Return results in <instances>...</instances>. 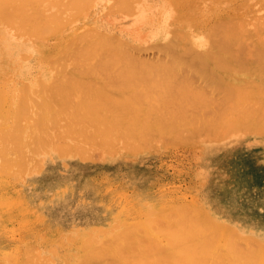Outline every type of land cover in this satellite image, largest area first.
<instances>
[{
	"label": "rangeland",
	"instance_id": "374dc122",
	"mask_svg": "<svg viewBox=\"0 0 264 264\" xmlns=\"http://www.w3.org/2000/svg\"><path fill=\"white\" fill-rule=\"evenodd\" d=\"M12 1L14 2V0H12ZM15 1L18 4L20 2V0L19 1L15 0ZM28 1L29 0H26L28 5L33 7V3H35V0H33L34 2L31 0L33 3L31 1H29V2ZM36 1L38 2V3H36L38 5V7L35 4L36 8L34 7L33 12L37 8L38 9L40 8L41 14L37 13L38 11L33 13L31 11L32 7L30 8L28 6L30 8V11H29L28 7L25 8V4L27 5L25 0H23L21 2L22 4L25 2V4L23 5L24 8L26 9L25 11L34 15V16L31 15L32 18L31 17L28 18L29 15H27V13L25 12V14L27 15L26 18H28L30 21L34 20V17L37 16V14H39V15L43 14L42 15V20H43L44 18L47 17L46 15L51 14V12L53 11L54 8L56 9V7H53V6L50 7V9H49V6H51L52 4L48 3L49 5L47 4V6H48L47 9H49V10L52 9V11L50 13L48 12V14H46L45 15L46 17H45L43 12L45 11V13H47L48 10L46 11V10H42V9L46 6L45 5L46 3L44 4V2H43L42 3V4H44V6H43L42 4L41 5L39 4V2L41 3L40 0L39 1L36 0ZM44 1H46V0H44ZM81 1L83 2V0H77L78 7H79V4H83L84 2H86L84 0V2L81 3ZM121 1L123 2V0H121ZM129 1H128V4H129ZM132 1H134V0H132ZM138 1L140 2V0H138ZM143 1H145L144 3L147 4L146 6L149 9V11L152 9V12H153V13L151 11L149 12L151 14L148 16L150 18H149V21L147 23V24L150 23L149 25L151 27L148 28V25H147V27L146 26L142 27L141 29H143V31L141 29L138 30L139 28H137L138 31H142V32L145 31L146 36H144V33H142V32L139 33L137 30H135L136 27L134 25H132V26H134L135 29H134V27H131L132 29H130V25L133 24V18L129 17L131 20L129 18L127 19L125 17V16H127V14H125L123 11H121V12H123L125 15L123 13H118V12L117 13L116 12H113V13L109 12V11H113V6L116 4L115 0H96L93 5H91V3L89 4L91 6L87 5L88 8L85 6L86 8L84 7L83 9H81L82 14L78 9H74L76 7V6H74L75 5L74 2H71V0L68 2V0H67L66 2H68L69 3L68 4V3L63 1V3H66L64 5H67V6L72 3L70 6L71 7L74 6V7H72V10H69V11L71 13L74 9L73 12L75 14L70 16L69 11L65 10V12H64L63 8H62L63 5L61 7L59 6L60 8H58V11H56V12L62 15V13H60L61 12L60 9L62 8V12H64L65 14L68 13V15L70 17H72L73 19L67 18L66 23H68V24L64 25L66 23L63 22L61 30H60V28L58 30L55 29L58 32H56V33L54 32V34L52 33L51 35L49 34L50 37L49 36L47 37L48 40L46 39V36L44 35L45 41H42L44 39H41V31L43 29L40 25L43 22L40 23V20L36 21V23H39L40 27L38 25H35L36 23H34V22H30L29 25L27 22H26L27 24L25 22H23V24L21 23V20L27 21L24 18L25 16L23 15V13H24L23 9H22L23 6L21 8H17L16 12H14L12 10L13 13H10L9 17L14 16L18 11H19L18 13L20 14V11H21L22 13L20 14V16L18 15V13L16 14L19 16V17L17 16V18L19 19V18L23 17L24 19L21 18L20 20L17 21V18H14V19L9 18V20L13 19L16 26H17L16 21L19 22V24H21L23 26V28L25 29V31H23L24 33H22L21 31L20 32L23 34V36H24V34L27 36L26 32H28V35L30 37V38L28 37V39H30V40L33 39V37H32L33 35L32 36H30V35L33 32L35 33L36 29L38 31L39 30L38 27L41 28L42 30L40 31L39 34L36 32V34L40 36V38H39L40 40L38 39V37L37 38L35 37L33 39L34 41L31 40L32 42L31 41L26 42L27 38L23 39L25 36L23 38H20V36L22 37V34L17 32V31L23 29L22 26L20 27L21 29H18V30L16 29L17 31H15V33L17 32L20 34L18 36V39H17L15 37L17 35L14 36V34H10V32L12 33L11 30L13 28L10 27L11 30L9 31V26L6 25L8 20H6V22H5L6 24H5L4 21L1 20L3 18H0V23H1L0 27H1V25L3 26L2 29L0 30V42L2 41L3 38H5L4 40L7 43L6 44L7 46H6L3 43L4 40L1 42V44L3 43V45H1V46L3 47V49L5 48L3 51H2V47H0L1 48L0 49V73H1L0 74V95H2V93H3L4 95L2 96V100H4V101H2V102L3 103L7 102V104H4V106L2 104V108L4 109V111H3V113L0 112V119H2L0 124L6 123V121H10V120H11L10 122L12 124V125L9 124L10 122L9 123L7 122L8 125L4 124V125H6V127L8 126L9 130L11 128L12 132H10V131L8 132V130H7L8 128L4 127L3 125H0V127L3 126L4 130H6L5 132L0 131V133L4 132L3 133L4 135H5V133L7 134V132L9 134L12 133L10 135H8V134L7 135L10 137L13 136L11 138L15 139V141L18 140L19 138L21 139V137H19V136H18L19 138L16 137L17 134H16V136L13 135V132L15 131V129H18V128H16L17 126L14 124L17 122H20L21 125L24 126V129H23L24 131L20 130L22 132V135H21L22 136V142L24 140H25L24 143L26 142V146H23L21 144L22 142L20 143L19 140L16 141V143L18 142L19 144L22 145L23 150L19 149L21 147H18L14 143L15 144L14 148L18 147L19 150H21L22 152L24 151L25 156H23V157H25V159H22V157L19 158L20 155L22 154L21 151H19V150L15 151L14 150V153L16 152V155L14 153L10 154L11 158H13L12 160L16 159V158H14V155L17 156V153L19 151L21 154L18 153L19 157L17 156V158L21 159L20 161H22V160L23 161L17 163V165L15 162H14V164L11 163L12 166H10L9 169H7V170L0 168V262H2L4 264H6V263L8 264V263H10L9 261L11 260V264H21V262H23V261H24L23 263L26 264L27 262H29L27 258H29V260L31 259V261H32V259H33L32 257H34L36 260V264H77V263L79 264L80 261L83 259V256L85 255L84 257H86V255H87L86 251L87 250H90V248L92 249L93 247L96 246L95 247V251H96L98 249L97 247L99 246V244L97 245V242L101 243V241H103L104 239H106L105 241H107V238L112 236V234H114V233L117 234L118 230H119L118 233H120V231L122 232L124 229L128 228L129 229V230L127 229L128 233L130 234L131 237L133 236L132 237V239H133L132 245H133V243L139 244L137 242L138 239L136 240L137 237L134 235V233H131V231H133L131 229L132 225L134 226L137 223H138V227L136 225V228H138V229L142 228V229H140L141 230L140 233L142 234V232H143L144 235H141L140 233H138L136 231L138 229H136V230L134 229L136 235L146 237L148 234V236H151V239L149 238L151 241H154V239H156V237L159 236L158 239H156V240H158V244H159L158 246L160 247V250H162V247H161V245H162L163 248H166V249H164L165 253H168L172 249V245H170L171 248H169V246H168L172 242V241H170L171 238L169 237V234L168 235L166 234L168 232L167 229H166V231L164 230L166 232V233L164 232L165 234H162V231H163L162 228H160V230L162 229L161 233H160V230L158 229L159 233H160L159 235H158V233H155V231H158L156 226L159 224V223H157V225L154 224L155 221H157L156 219L158 217L155 215H159V217H161V220L165 221L164 222L165 225H164V223L162 225L166 226L168 223H172L171 220H172L174 215L172 214V216H170L171 217L170 220H168L167 218L165 219L166 214H165V217H163L164 215L162 216L160 214L161 210H159V209H162V212L167 213V211H170L172 208L175 215L178 216L181 212V211L179 212L178 209L181 206V208H183V209L185 207H186V209H189V208L192 209V207H193L194 213L192 210H189V211H192V214H195V215H196V213H200V211H201V214H197V215H199L198 217H200V218L198 221L193 223L194 224L193 227L195 225H197V226L199 225L200 227L201 226L203 227L202 229H205V226L208 224V220H211L210 222L215 224L214 227L221 230L220 234H219L220 237L219 238L217 237L216 243L215 242L213 243V241H214L213 239H212L213 241H211V239H210L211 237L210 238L206 237V239H204L205 237H203V236H205V235H203V234L205 232L204 233L198 232V233H201L200 235L202 236L200 240L204 239V241H206V242H207V240L208 241L210 240L213 243V245H212L211 242L210 243L207 242V244L209 243V246L211 244L212 248H211V246L210 247L207 246V248H206V251H207L208 247H209V249L210 248L212 249V250L211 249L208 250V251H210L211 256L214 255L215 252H216V254H218L220 252V253H222L220 255H224V254L227 255V256H223V258L227 259L229 257V259H231L233 262V260H235L238 257L237 253L243 252V250H242L243 245L244 246L246 245L244 247L245 248L244 250L247 252L249 251V253H250V252L254 251V249L250 251L248 249L250 246V245L248 246V243H250V244L252 243L251 246L253 247V246H255V243H256L255 242L253 245V241H258L256 243V246H257V244L259 245V243H263V246L261 244L259 245V246L263 247V248L260 247L261 251L262 250L263 251L261 252L260 249L255 247L256 252L254 251L253 254H257L258 252H260L259 255H257L258 256L257 258H259V259H257V258L255 259V261L257 262V263L255 262V264H263L262 261H264V260H263V258L260 260V258L264 257V255H263V252H264V118H262V117L260 118V122L257 124V127L254 125L256 128L253 126L248 127L249 122H247V120H245V119H240L239 117L237 118V116H236V119H239L237 121L236 119L230 118L228 120L229 122L231 120H235V122L236 121L237 122L235 124H233L232 126H230L229 127L230 129H227L226 126H229V125H225L227 123L229 124V122L227 121V123H225L223 126V129H225V130L227 129V130L225 132H220L219 134L222 133L220 136H218V134L217 135L213 134L212 129L211 130L209 129L208 132L204 131V130H208V129H204L203 130L204 132L201 130L203 132V134L199 130V131L195 132L194 135H191L193 133H191V134L188 133V135L185 134V136H183V139H179L177 141H173L175 139H173V140L168 139L167 140L166 138H165L166 140H163L162 139L163 137L160 138L162 140H159L157 138L156 139L149 138V140L147 139V141L150 142V139H151V142L152 141L153 142H152V146H151V143H149V142H148L149 144L146 143V145H149V147H150L147 149H146L147 146L144 145L145 143L142 144L141 142H139L140 145H144V146H140L142 148H140L138 144H137V146L132 147L131 145L133 144V142L131 143V141L128 140L127 141L128 144L126 145L125 144L126 142L122 141L124 139H121L122 143L125 142L122 144L123 145V147H122L119 136H117V137H119V138H117L119 140L118 141L119 143L115 142V138H114L116 135L115 131L112 132L114 135H112V137L111 136L110 137H111L112 144L113 145L115 144L116 146L114 145L112 147H109V146L107 147V145H105L107 143L104 144V141H105V138H104L102 144L105 145L106 147H104L101 144L102 147L99 145L100 147L95 148V147H97L96 145H98L96 143V141L94 142L95 139L92 140V144H93V142L96 144V145L94 144V146L91 144V141H90L91 139H93V137H94L93 136L91 139H88L90 141V144H88L89 147L92 145L89 148L88 145L84 144V143H85V141L86 142L88 141V140H86L88 138V134L90 132H91V134H93L92 130L96 127L93 128V125H91L92 127L89 128L90 125L87 126V124H89V123L92 124L93 122L90 121L91 119H87V118H86L87 121L85 119H84L85 122L81 121L82 126H84L85 125L84 123L88 122V120H89V122L86 123V125H85L87 127V129H85L86 128L85 127L84 128L85 132H83V134L81 135V136H85L84 133H86L87 138H84V137L82 138L79 136L78 129H80L81 126L78 127L77 124L81 125L80 122L78 121V117H79L78 114L79 113L82 114L81 112L84 110V107L82 105L83 104L82 98H81V96L84 95L83 93L90 91V90H93V89H97V88L101 89L102 91L104 90V91H107L110 93H114V92H116L118 86H123L124 87L123 90H125V91H131L132 90L129 88V86H131L130 83H126V81L120 80L121 75L117 74L119 72V70L117 71L115 69L114 71L110 70L109 72H104L105 70L101 71L100 68H97L94 66H87L90 63L89 60H88L89 63L87 62L88 64H86L84 66L82 65L81 66L82 68H81L79 65V62L84 60V58L80 59V60L78 59L81 57H78L77 59L79 61L78 60L74 61V63L75 62L76 63H75V66L73 65L74 64L73 60L76 59L75 55L77 54L76 56H79L78 54L80 53V51L83 50L85 52V50H88L85 47H87L88 43L89 44L93 43V40H95L93 37H95L98 40V38L100 36H102V34H104V36L106 35V36H108V38L109 37H111V38L113 37L114 39H115V37L117 39L119 38V40L120 41L123 40L122 42H124V43L126 40V44L129 42H132V44L131 43L130 44L133 45V47L130 46V49L127 47L130 44H128L127 46L122 42H121V44H124V46L128 50H131V48H133V50H134V48L139 46L140 49H138L139 47L136 48L137 50H140L139 53L136 52V49H135V51H133V50L130 51V53L131 52H132L131 54L137 53L136 55H138V56H135V57H138L139 60H142L141 57L143 58V56H144V58H146V60H148L147 58H149V60H150V58H152V57L153 58L158 57L157 53L159 52V50L157 52V50H156L157 46L162 47V46H160L161 44L163 45L164 43L166 44V42L167 43L169 42V39H168L166 32H169V30L172 31L175 28H177L175 30H177L178 33L182 32V30H181L182 27L179 28L181 31L178 30L177 26L173 27L174 26L173 24H175L174 22H176V21L178 22L179 19L181 21H183V23H181V24H183V28H182L183 32L188 31V33H187V35H188V34H190V31H191L192 35H194V37L196 36L195 38H197V37L199 38V36H200L199 39H201V35L203 38L205 37L203 32L200 31L202 33L201 34L198 31L199 29H195V32L193 33L194 30H192V29H194L195 27H198L199 25H202V24L204 25V24L209 23L210 20H208V19L213 20L214 18L216 19L220 15L227 16L225 13L230 14L229 12H231V14H233L232 16H234V14L237 15V16H234L233 18L236 17V19H238L239 16L242 15L241 18H244V19L246 18L248 21L250 19H252V22L251 21L250 22L253 23L257 17H259L261 15L264 16V0H223V1L215 0L214 2H215V4H217V7H214L216 5H213L214 3H212L211 0H210L211 2L208 0H207V2L205 0H200V2H198L199 1L198 0V1H196V3H194L195 0H193V1L190 0L193 3V5L191 4V2L189 0H178V2H176L177 0H172V1L168 0L169 2H167V1L165 2L163 0H156V1L155 0H141V2H143ZM202 1H203V3H202ZM216 1L218 3H216ZM30 2L32 5L29 4ZM48 2H50V0ZM52 2H53V0H52ZM57 2H61V1L57 0ZM87 2H89V1H87ZM114 2H115V4H114ZM117 2L120 3V0H118ZM162 2L164 4V6H163ZM8 3H10V4L9 5L5 4L6 7L3 6L5 9L7 8L5 13H7V12L9 13V11H10V9L8 11L9 6L11 7V5L14 4L11 2V0ZM63 3L61 2V3H59V5H61ZM166 3H170L171 6H166ZM177 3H181V4H179V6L176 7ZM205 3H206V5L212 3L211 4L212 8L209 7L211 5L206 6ZM54 4H56V3H54ZM86 4H88V3H86ZM186 4L187 5L190 4V6H186ZM203 4H204V8H205V6H206V8L207 7H209V8H207V9L205 8L204 10L199 8V6L200 5L203 6ZM16 5H15V7H16ZM39 5L43 6V7L41 8V7H39ZM57 5H58V3H57ZM57 5H54V6H57ZM125 5H126V3H125ZM131 5H134V3ZM173 5H175V6L172 7ZM181 5L182 6L184 5L185 9H182V8H184V6L181 7ZM13 6L11 7V9L13 8L14 10H16L15 7H13ZM18 6L19 5H17V7ZM92 6H93V8H92ZM115 6L117 8L121 7L120 5L119 6L115 5ZM161 6H163L164 9L160 8ZM63 7H66V6H63ZM71 7L68 6L69 9H71ZM125 7L128 8V6H125ZM175 7L178 9H176ZM80 8H81V6H80ZM172 8L175 9L176 12L178 11V14L183 18V20L180 17L178 19L177 13H176L177 15L171 14V13L175 12V10L173 11ZM198 8H199V10H197ZM1 9H2V11H1L2 14H1V12H0V14L3 16L4 9L3 8H1ZM64 9H66V8H64ZM148 9H147V11H148ZM154 9H156V10L159 9V12L162 11V9L165 11H162V12H164V14H162V12H161L160 14H162V15H159L158 10L155 12ZM75 10L79 13H77ZM116 10H118V9L115 8V11ZM123 10H124V8H123ZM228 10H229V12H226ZM119 11H120V9H119ZM201 11H204V12H202V15L205 13V11H207L208 13H210V11H211L212 12L211 14L213 16L215 14V17L210 16L211 14L205 15L207 13L206 12L204 14L206 17L202 18L201 17L202 16ZM216 11H221V12H218V14H220V15L216 14ZM254 11H256V12H254ZM53 12H55V11H53ZM213 12H214V14H213ZM223 12H225V13H223ZM11 14H13V15H11ZM65 14H63L62 16H64ZM76 14H77V16H76ZM152 14H153V16H152ZM6 15H8V14H6ZM16 15H15V17H16ZM52 15H54V14H51V16ZM84 15H85V17H84ZM163 15L166 17L164 18ZM167 15L168 16L174 15L172 17L171 16L168 17L169 20H167V21L169 23L168 22L166 23V21L163 22L164 19L167 18ZM43 16H44V18H43ZM157 16H159L160 23L163 22L162 23L163 26L166 23L164 26L166 29H167V25H168V29H169L168 31H166V29L164 30L163 29L164 27L162 26V24H160L159 21H157L158 20ZM207 16H210V18ZM254 16L256 18H254ZM5 17L7 18V16H5V14H4V20H5ZM37 17H39V16H37ZM49 17H50V15L48 16V18ZM58 17L61 20L60 15H58ZM124 17H125V19H124ZM153 17L157 18V20ZM160 17L163 20H161ZM200 17L202 18V20ZM54 18L56 19V17H54ZM54 18H51V19H53V21L50 20L51 23L52 22L54 23V24H50V26H52V28H55V26H56L55 22L56 21L58 22V20H59V18H58V20L54 21ZM173 18L174 19L176 18V21H173ZM151 19H152V21L154 20L153 22L151 21L152 25H154V27L151 25V22H150ZM13 20H11V21H13ZM64 20H65V18H64ZM67 20H70V22H68ZM180 20L178 22L179 26L181 25ZM206 20H208V21L205 22ZM11 21L10 22L8 21V22L11 23ZM43 21H44L43 25H45V23L47 24V22L49 24L48 19L46 22H45V20H43ZM155 21H157V25H159V24L160 25L157 26L155 24L156 23ZM201 21H202V23H201ZM14 22H12V23H14ZM185 22H187V23L185 24ZM203 22H205V23H203ZM12 23H11V25H12ZM31 23H33L34 27L37 26V28L35 27L36 29H34L33 31H32L33 28L28 30L29 28L32 27ZM15 24H13V25H15ZM25 24H26V26H24ZM59 24H61V23H59ZM188 24L192 25V28H190L191 30H189V26H187ZM197 24H198V26H196ZM251 25H248L250 27L247 26V29L249 31L252 30L253 26H251ZM16 26H15V28H16ZM19 26H17V27L19 28ZM27 26H30V27L27 28ZM46 26L47 25H45L43 27L46 28ZM155 26L157 28H155ZM193 26H194V28H193ZM5 27L8 29L9 33L7 31H5V29H6ZM187 27H188V29H187ZM52 28L51 27L49 28V26H48V28H46L47 30L49 29V31H50L48 33L52 32L51 31ZM56 28H58V26ZM127 28L130 29V32H131V30L134 29V31H132V33L137 31L138 34H140L139 36L141 38L138 35H137L138 37H136L135 36L136 33L135 34L133 33L131 35V33L127 32ZM171 28H174V29L171 30ZM26 29H27V31H26ZM125 29H126V31H125ZM129 29H128V31H129ZM145 29H147V31ZM156 29H157V31H156ZM14 30L15 29H13V31ZM154 30H155L154 33H156V32H158V33L152 34L151 31H154ZM30 31L32 32L31 34L29 33ZM253 31H254V29H253ZM3 32H6V33H3ZM43 32L44 31H42V33ZM96 32H97V34H96ZM164 32H165L164 35L167 36L166 38L163 37ZM128 33L131 35V39H130L131 41L129 40L130 36ZM150 33H151V35H150ZM171 33H173V32L168 33V35H170ZM2 34H3V36L6 35V37L4 36L2 38V36H1ZM98 34H101V35H98ZM117 34H119V35H117ZM141 34H142V36H141ZM182 34H184V33H182ZM197 34L199 36H197ZM121 35L124 37H122ZM181 35H179V36H181ZM8 36H10L11 38H9ZM13 36L16 39L13 38ZM42 36H43V34H42ZM118 36H120L122 38H120ZM161 36L165 40L162 38L160 39ZM173 36H174V38H177V37H175V35H173ZM176 36H178V34ZM91 37L93 38V40L91 42H89ZM170 37L173 38L171 35H170ZM7 38H9V39H7ZM77 38H78V41H74ZM101 38L102 37H100V39ZM106 38L104 37L102 39L105 40ZM132 38H135V40H133ZM20 39H21V41H19ZM102 39L100 41H102ZM117 39H115L116 42H114V43H117ZM142 39H143V41H142ZM24 40H25V43H24ZM166 40H168V41H166ZM38 42H40V43H38ZM162 42H164V43H162ZM29 43H31V44H29ZM37 43L40 45L38 46ZM41 43L42 44L44 43V45H42ZM24 44H26V45L24 46ZM34 44H35V46H33ZM134 44H136L137 46H135ZM41 45L44 47H42ZM94 45H97V44H94ZM94 45L93 46L89 45V47L92 48V47H94ZM5 46L7 47V49L10 47L9 51L6 50ZM36 46H38L37 50H36ZM59 47H60V52L57 53V51H59L58 50ZM89 47H87V48H89ZM38 49L40 51V54H39ZM10 50H12V52H10ZM5 51L7 53L8 52L9 53L5 54ZM133 52H135V53H133ZM42 53L44 55H42L43 57L40 58L39 55H41ZM98 53L100 54V51H98ZM19 54L20 55L25 54L28 57H26V59H25V55H24V58H22V56H21L20 58H22V59H20L18 56ZM160 55H162V53ZM17 57L19 58L18 60H17ZM95 58H98V57L96 56ZM161 58H162V56H161ZM19 60H20V62H19ZM23 60H25V61H23ZM146 60H143V61H146ZM149 60H148V62H149ZM60 61H62V62H60ZM86 61H85V63H86ZM152 61H155V60H152ZM61 63H62V65H61ZM22 64H24V65H22ZM76 64H78L77 66H79L81 71L78 70V68L76 67ZM82 64H83V62H82ZM85 66H87V68L88 67H90V68L94 67V68H91L92 70H90V71H89V68H88V70L85 68L84 69L85 71H83V67H85ZM86 71H88V72H86ZM106 71H108V70H106ZM108 74H110L111 76H108ZM51 75H52V77H51ZM157 78L158 77L156 76V79ZM69 82H74L75 85H77V87L73 89L72 96H70V94H71L70 92H67V93L70 97H73L72 100H74V103L76 101V103H75L76 107H77V103H78L77 101L79 99H81L80 102L82 103L81 105H82L83 110L81 109V105H80V107L78 105V108L81 109L80 112H78V114H77L78 117L74 116L75 118H71L72 116H69V113L72 112L73 109L76 110L78 108H76L73 105L75 108L72 107V110H71V108H70L71 106L69 107L68 106L69 104L67 103L68 105H66V107L68 106L67 109L68 110L70 109L71 111L68 112L67 109H65V108L64 109L67 110L68 115H67V113L65 115L66 111L64 109L63 110L61 109L63 106L60 109L56 110L58 112V114H59V111L61 113L63 111V113H64L63 116L65 115L67 117L65 118V116H64L61 118L59 117L60 119H56V118H58L59 115L55 114L54 109H50L51 110L50 112L52 113V110H53L54 115L57 116L56 117L53 115L54 116L53 118H55L57 120V121L56 120L54 121L56 126L53 125V127H54L53 128L49 123V125L53 129L50 128V129H48V131H45V129L47 130V127L49 126L47 124L46 120L49 118L48 121L51 122L50 119L52 116H50V114H49L50 112L48 113L49 117L46 116L47 119L45 117L46 113L42 112V114L44 113V116H42V117L44 118V120L46 119L44 124L48 125V126L47 125L44 126L46 128H44L40 125L41 122L38 121L39 119L36 120V118H38V117H35V115L34 116L32 115V117L31 116L28 117V116L30 114H34L36 111L39 113V109H40L39 114L41 115V109L44 107L43 104L46 102L44 100L49 98L50 95L52 94V92H51V94H49L48 91H50V89H52L55 86H58V85H61L64 83H69ZM3 88L6 91L3 90ZM8 93H9L10 97L8 96ZM45 93H46V95H45ZM43 94L45 95L44 99H43V97L40 98L41 96H43ZM73 94L77 97V99H76V97L73 96ZM262 94L263 93H261L259 95L262 96ZM47 95H49V96L46 97ZM55 96H57V95H55ZM79 96H80V98H79ZM263 96L260 97V99L258 98V101H257V99H255L254 101L257 103V102H260V100H262L260 102V103H262L263 99H264ZM4 97H6V98H4ZM22 97L23 98L26 97L25 99L29 102L32 100L31 101L32 104H31V102L30 103L28 102L26 104V102L24 101L25 102L24 105L31 104V106L29 105V107H30L29 111L27 110L28 112H30V114H27L28 113L27 112L26 115H27V118L33 119V117H35V119H33L34 124L32 123V121L30 123L29 119H27V121H25L23 119V116L25 117V119H26V116H25V114L23 115L22 112L24 111V109L26 112L27 106L23 107V110H20L22 113L21 115H23V116L19 115L20 113L18 111H16V110L22 109L21 105H23V103H21V102H23V100H24ZM27 97H28V99H27ZM70 97H68V98L70 101H72ZM19 98H20V102H19ZM35 98H38V99L40 98V99H39V101H37V99H35ZM57 98H58V96H57ZM0 99H1V96H0ZM21 99H23V100H21ZM41 99H43L42 102H40ZM59 99H60V97H59ZM5 100H7V101H5ZM47 100L50 101L52 99H47ZM55 101H56V99L53 102H55ZM252 101H253V99H252ZM11 102H12V104L17 103V105H14V106H16V108H19V109H16L15 107L14 108L10 107L12 104H8V103H11ZM39 102L41 104L43 103L42 108H41V106H39L40 105ZM57 102H58V100H57ZM241 102L243 105V101H241ZM18 103H19V105H18ZM20 103H21V105H20ZM37 103H39V104H37ZM46 103H49V102L47 101ZM51 103H52V101H51ZM69 103L73 104L72 102H69ZM245 103L243 106L246 105ZM0 104H1V100H0ZM61 104L62 103H60V105ZM65 104H62V105H64V107H65ZM249 104H251V103H248V105ZM253 104H255V103L253 102ZM257 104L260 105L259 103H257ZM52 105L56 106V105H54V103H52L50 105L52 108H54ZM248 105H246V106H248ZM256 105L252 106V104H251V106L253 108L256 107ZM258 105L254 109H257L259 107ZM8 106H9L8 109L10 111H11V108H13V110H12L13 112L12 111L10 112L9 110H7L8 112H10L9 115L7 113H4V112H7L6 108ZM38 106L40 108H38ZM260 106L261 107H259V108H261V109L264 108V107H262V105H260ZM263 106H264V104H263ZM56 107H55V109H57L60 106H58L57 108ZM239 107H237V108L240 111L242 109V107H240V108ZM3 109L0 108L1 111ZM14 110H15V112H18V114L15 113ZM86 111H88V110H86ZM73 112L75 113V111H73ZM88 112L85 113V110H84V113L86 116L89 115ZM263 112H264V109H263ZM14 113L20 117L19 120H21V117L23 120H21V121L15 120V119H17L16 118L17 116L12 119V117L15 116ZM74 113H72V114H74ZM257 113H258V110H257ZM259 113H260V111H259ZM4 114H5V116L8 115V117L7 116H6L7 118L4 117ZM10 114H12V117ZM102 115H104V113ZM1 116H2V118H1ZM10 117H11V119H10ZM39 118H41V116H39ZM32 119H30V120H32ZM75 119H77V120H75ZM12 120H14V121H12ZM35 120L37 121V123L40 122L39 125L42 128H44L43 131H45V133L40 132L42 130V128L38 127V129H37V126L35 125L36 124ZM51 120L53 121V119H51ZM42 121H43V119H42ZM77 121H78V123H77ZM12 122H15V123L13 124ZM43 122H42V125H44ZM20 123H19V125H20ZM56 123H58V124H56ZM231 123H233V122H231ZM26 124L29 126L26 127ZM96 124H97V121H96ZM13 125L16 126L15 129L13 128ZM31 125H33V127H31ZM100 126H101L100 124H99V126L97 125V127H100ZM20 127H22V126H19V128ZM33 128H35V129H33ZM39 128L41 130H39ZM251 128H255V129H251ZM98 129H97V131H98ZM245 129H247V130L243 132V130H245ZM80 130H79V132L81 134L82 132ZM89 130H91V131L89 132ZM213 130L217 131L218 129L217 130L213 129ZM100 131L101 130H99V132ZM18 132H19V130H17L16 133H18ZM64 132H66V134H63ZM96 132L94 134H96ZM184 132H188V131H184ZM205 132H207V133H205ZM97 134H98V132H97ZM4 135L2 136L3 140L6 138V135H5V138H4ZM89 136H91V135H89ZM2 137H0V138H2ZM95 137L97 138L96 135H95ZM16 138H18V139H16ZM37 139H39L40 141L39 140L37 141ZM100 139H101V137H100ZM1 140H0V142L3 143V141H1ZM8 140H11V139L9 138L6 141H8ZM96 140L98 142L99 138H97ZM108 140L109 139H107V141ZM12 142H14V140H11V143ZM129 142L131 144H129ZM2 143H1V145H2ZM6 143L8 144V147H10V149H11V146L13 148V145H10V143H8V142H6ZM98 143H100V142H98ZM153 144H155V146H153ZM1 145H0V148L3 146V145L2 146ZM4 145H5V141H4ZM110 145H111V143H110ZM128 145L131 147H129ZM78 146H81L82 150H85L88 148L91 149L88 151L86 150L87 153L85 152L84 155L85 154L89 155V153H90V155H92V157L90 159H92V160H90L88 156H87L88 159H86V157H83L84 155L82 156L83 159H82V157H79V156H81L78 154L79 151L81 152V149L79 150L80 147L78 149L76 148L77 149L76 151H78V152L75 151V147H78ZM6 147H7V145L3 149H5ZM92 147L97 150L96 153H95V149H94V152H92L93 151ZM7 149H9V148H7ZM7 149H5V150L7 151ZM0 151H1V149H0ZM11 151L13 152V150H11ZM82 152H84V151H82ZM0 153H2V152H0ZM6 153H9V150ZM6 153L4 151V154H6ZM91 153H93V154H91ZM2 156L0 155V157L4 161L3 163L7 162L6 159H8V158L4 159L3 158L4 156L3 157ZM7 156H8V154H7ZM2 159H0V161ZM10 160L8 162L9 164H10ZM12 160H11V162H13ZM3 163H2V165L6 166L5 165L6 163L5 164H3ZM2 165H1V167H2ZM6 168H8V167L6 166ZM146 207H148L149 210H148V208L146 209ZM174 207H176L178 209H176ZM153 209L156 212V214L153 211ZM186 209H184V210L187 213L188 210L186 211ZM150 210L152 211V213ZM184 210L182 212H184ZM173 211H170V212H173ZM196 211H198V212H196ZM146 212H147V214L148 213L149 214L147 215ZM170 212H168V213H170ZM182 212H181V214H183ZM190 213L191 212H189V214L188 213L186 214L187 217H191V216H189ZM205 213H207V215ZM153 214H155V215H153ZM202 215H204V218H203L204 221L202 220L203 222L201 224L200 223L197 224V222H199L202 219ZM167 216H168V214H167ZM183 216H182V218H183ZM205 216L206 217L209 216L210 218L207 217L205 219ZM149 217L151 218V219H149V221L152 220V218H153V224H154V226L156 225L155 231H152V229H149L148 227H150L151 224H148L147 222H145L146 220H148ZM155 217H156V219L154 221ZM178 217H180V216H178ZM193 217H196V216L192 215V221L185 220L184 218L183 219L185 221H187L186 224L191 225V223L194 220ZM144 218H147V219L145 220ZM174 218H175V216H174ZM176 220H175L176 223L180 221L178 219H176ZM122 222H123V224H122ZM142 222L145 224H143ZM139 223L141 225H143L144 227L141 226ZM160 223H161V221H160ZM221 224H222V226H221ZM119 225H121V226H119ZM168 225H169V227L166 226V228H170V225L172 226V224H168ZM197 226L194 227L193 231L197 230L196 229ZM174 227H176V225ZM179 227H181V226H179ZM191 227H192V225L190 226V228ZM210 227H211L210 229H209V227H207L206 229H209L211 231L212 226H210ZM163 228L165 229V227H163ZM184 228L185 227H183V229ZM188 228H186V229H188ZM190 228L188 230H190ZM229 228L231 231H228ZM130 229H131V231H130ZM144 229H148L151 231H147V234H146V232H145L146 230L144 231ZM171 229H172V227H171ZM171 229H168L169 231H171L170 233L174 232V234H176V232L175 231L172 232ZM177 229L181 230V228L176 227L175 230H177ZM186 229H184V231ZM202 229L200 228L197 231H200ZM223 230H224V232H223ZM232 230H234L235 233H237L236 235L237 236L239 235V236L237 237V236L231 235L233 238L228 239L227 238V237H229L228 233L233 232ZM124 231H126V230H124ZM190 231L192 232V234L194 233L192 230H190ZM190 231H188V232H190ZM203 231H205V230H203ZM206 231H207V233H205V234L207 236L212 232L211 231L209 233L208 230H206ZM185 232H187V231H185ZM216 232L219 233V231H216ZM128 233H127V235H128ZM181 233H182V231H181ZM198 233H195L196 236L189 235V233H188V236H190V237L194 236L196 238V240H194L193 238H192L193 240L191 238H190V240H192L193 242L199 241L198 237H200V235L198 236ZM122 234H124V233H122ZM149 234H151V235H149ZM125 235L126 234H124V236ZM216 236L217 235H215V238H216ZM225 236H227V237H225ZM244 236H246V237H244ZM249 236H251V238ZM152 237H153V240H152ZM236 237H237V239H240V241L242 240L241 242H243V243H241V244H243L241 246L242 251H240V250H239L240 252L236 251L237 253L236 252H230L233 254L232 255L228 252L231 250H227L226 249L227 247H225V245H223V244H225V242H228L227 240L232 239V242H230V245H231V243H234L233 239H234V241H236ZM119 238H118V241H116V242L114 241L113 243L114 244L119 243L120 244V245L118 244L119 246L124 245V244H122V240L120 241ZM146 238L148 239V237H146ZM161 238H162V240H161ZM220 238H222V240ZM249 238L250 239L253 238V241H251V240H249L250 242L247 241V239H249ZM93 239L96 242L93 241ZM124 239H126V236ZM128 239H130V238H128ZM164 239H166L169 244H167L166 240H164ZM168 239H169V241H168ZM105 241H103V242H105ZM138 241L141 242L140 240H138ZM145 241H148V240H144V243L147 244V242H145ZM220 241H221L222 245H220ZM240 241L237 240V242L239 244H240ZM193 242H192V244H193ZM89 243H90V245L87 246V244H89ZM110 243L109 244H107V243L103 244L106 246L110 245V247L105 246L106 248L105 247L104 248L102 247V248L103 249L108 248L107 254H109V255H107V254L106 255L108 257H110V259L112 257V253H110L111 252L110 250H113L112 251L114 253L113 257L115 258L113 260H117L116 257L120 256V255L118 253L116 254L115 251H116V248L119 249V247L117 246V244H115L114 245L116 247L115 248L112 244L111 239H110ZM124 243H125V241H124ZM188 243L190 244L191 242H188ZM126 244H128V243H126ZM141 244H143V243H141ZM226 244H227L226 246H229V243H226ZM132 245L130 244L129 246H131V248H132ZM147 245H142V246L144 247ZM124 246H121L120 249L126 248L127 251L130 249V248H127L129 246H127V247L126 246L124 247ZM152 246H154V248L157 250L159 249L158 246L155 245V243H154V245L152 244ZM233 246H236V244ZM233 246L231 245V247H233ZM238 246H240V245H238ZM82 247H84L85 250L82 251L81 250V249H83ZM100 247H101V244H100ZM139 248H140V244H139ZM139 248H138V246L135 245V249L137 251L139 250ZM154 248L150 249V250L153 249V252L150 251L151 254L149 253L151 256L154 254ZM239 248L240 247H238V249ZM246 248H247V250H246ZM142 249L146 250L144 247V248L140 249V252ZM216 249L218 251H215ZM101 250L102 249H100V251ZM130 250H132V249H130ZM148 250H149V248H148ZM148 250L145 251V253L149 252ZM103 251L105 252L106 250H103ZM133 251H132V254H134V260H136L135 257H137L138 254H139V256L141 254L140 258L142 257L145 260L147 258H149L150 261L152 258H153L152 260H154V259H158L160 257L159 256L160 252H158V254H157L156 253L157 251L155 252L154 255H157V257L159 256L158 258H154L153 256L151 257L148 253H146L147 257L144 258V255H146V254L143 253V255H142V253H138L136 255V253H133ZM245 251L241 255H243V256L244 255H250L249 253L246 254ZM90 252H92V251L90 250L88 253H90ZM123 252H124V250H123ZM162 252L163 251H161V253ZM127 253H129V252H127ZM165 253H162L164 255L161 256L162 258L161 257L159 258L160 261L163 259V256H165ZM235 253L237 255H235ZM148 255L150 257H148ZM220 255H217V256H220ZM7 256H8V258H7ZM29 256H32V257H29ZM131 256L132 255L130 254L129 257H131ZM139 256L137 257V260H138ZM25 257H27V258H25ZM89 257L87 256L86 258H89ZM125 257L128 259L127 254L125 255ZM254 257H256V255ZM104 258H106L105 255H104ZM121 258H122V256H121ZM211 258L212 257H210V260H211ZM214 258L216 259V257H214ZM220 258H221V256H220ZM25 259L27 260V262H25ZM107 259L110 260L109 258H107ZM124 259L125 258H123V259L118 258L119 261H117V262L123 264ZM127 259H125V261ZM129 259H130L129 261L133 260L132 258H129ZM143 259H141V260H143ZM159 259L157 261H159ZM164 259L167 261L166 258H164ZM215 259H213V260H215ZM225 259H223L224 262H226ZM35 260L33 259L32 262H34ZM103 260L104 259L102 258V261ZM149 260H146V261L151 263L152 261L150 262ZM83 261H84V259H83ZM104 261H106V260H104ZM143 261H141V263H144ZM157 261H156V264H157ZM190 261L191 260H189L188 263ZM216 261L217 260H215L214 262H216ZM126 262H124V263H126ZM154 262L151 264H155ZM186 262L184 264H188ZM98 263L100 264L99 260H98ZM105 263H103V264H105ZM135 263L136 262H133V264H135ZM146 263L147 262H145L144 264H146ZM158 263L161 264V262H158ZM28 264H31V262H29ZM33 264H35V262ZM82 264H83V262H82ZM106 264H110V263L107 262ZM137 264H139V262ZM162 264H163V262H162ZM167 264H169V263H167ZM170 264H177V263H176V261H174V262H170ZM179 264H180V262H179ZM181 264H183V262ZM189 264H191V263H189ZM194 264H196V263H194ZM206 264H209V263H206Z\"/></svg>",
	"mask_w": 264,
	"mask_h": 264
},
{
	"label": "bare ground",
	"instance_id": "6f19581e",
	"mask_svg": "<svg viewBox=\"0 0 264 264\" xmlns=\"http://www.w3.org/2000/svg\"><path fill=\"white\" fill-rule=\"evenodd\" d=\"M10 1V0H9ZM8 0H0V12L2 11V9L1 8H3L4 9V11H3V13L5 14V16H7V18L5 17V20H4V14H3V16L1 15L2 14V12H1V16H0V18H3V19H1V20H3L4 21V23L6 22V20H8L9 22L11 21V20H13L14 18H17V16L19 15L20 16V14L22 13L21 11H20V14L18 13V15H16L15 13V15H16V17H15V15L14 16H10L9 17V14L10 13H13L12 12V10L14 11V12H16L17 11V8H21L24 4H25V2H26V0H25V2L22 4L21 2L23 1V0H20V2H19V4L14 0V2L11 0V2L12 3H16L17 5H19L18 7H17V5H16V7H15V5L13 6V5H11V7L13 6V7H15V9L16 10H14L13 8L11 9V7L9 6V8H8V11H9V9H10V11H9V13L7 12V13H5L6 12V10H7V8L5 9L3 6H5V4L7 5H9L10 3H8L9 2ZM17 1H19V0H17ZM29 1H31V0H29ZM28 1V2H29ZM33 1V0H32ZM31 1V2H32ZM39 1V0H38ZM41 1V3L39 2V4L41 5L43 2H44V4L46 5L42 10H48L47 11V13H45V11L43 12L44 13V16L46 15V14H48V12L50 13L51 11H52V9L51 10H49L50 9V7H56V9L54 8L53 9V11H55V12H51V14H54V15H52L51 16V14H48V15H46L45 17L49 20V24H48V22H47V24L45 23V25H47L46 26V28H48V26H49V28L51 27L52 28V26H50V24H54L53 22L51 23V21L50 20H52L53 21V19H51V18H54V17H56V19L54 18V21L55 20H58V15H60V17H61V20H60V18H59V20H58V22L56 23L55 22V28H52L51 29V33H48V32H50L49 31V29L47 30L45 27H43V26H45V25H43L44 24V21L43 20H45V22L47 21V19L46 18H44V16H43V20H42V15H39V14H37V13H40L41 14V10H40V8L37 10H35L34 12H33V9H34V7L36 8V6H35V4L36 3H38L36 0H35V3H33V7L32 6H29L28 5V3H27V5L25 4V8H27L28 6L31 8L32 7V12L33 13H35V12H37L36 14H37V16H39V17H37V16H35L34 17V20H32V21H30L28 18H30L31 17V15H33V14H30L29 12H26L25 10V8H24V6H23V15L25 16L24 18L27 20V21H22L21 20V23L23 24V22H27L28 23V25L30 24V22H34V23H36V21H39L40 20V23H42L40 26L42 27V29L41 28H39L40 26H39V23H36L35 25H38L39 27H38V31H37V26H35L34 27V25H33V23H31V25H32V27L31 28H29L28 30H30V29H32V31L34 30V29H36L35 30V33L33 32H29L31 35L30 36H32L33 37V39L36 37H38V39L40 38V36L39 35H37L36 34V32L39 34L40 33V31L42 30V31H44L43 33H42V31H41V39H44V40H42V41H45V36H46V39H47V37L49 36L50 37V35L53 33L54 34V32L56 33V32H58L57 30L60 28V30H61V28H62V23L63 22H65L66 23V19L67 18H72V17H70V16H72L73 14H75L73 11H74V9H78L80 12H81V9H83L85 6L88 8V6L87 5H89L90 3H91V5H93L94 3H95V1L94 0H85L86 2H84V0H83V2L85 3H83L82 1H81V3H83V4H79V7H78V2H77V0H71V2H74L75 3V5L74 6H76L74 9H73V11L70 13V11L69 10H72V7H74V6H70V5H68L69 7H71V9H69L68 8V6L67 5H64V4H66V3H68L70 0H68V2H66L67 0H58V1H61L62 3H63V1L64 2H66V3H63V4H61V5H59V3H61V2H57V0H53V2L54 3H56V4H54L53 2H52V0H50V2H48L47 0L46 1H42V0H40ZM76 1V2H75ZM87 1H89V2H87ZM94 1V2H93ZM116 1V4H115V2H114V4L115 5H117V6H123L122 8L121 7H116L115 5L113 6V11H109V12H118V13H125V14H127V16H125L127 19L129 18V17H131V18H133V24H131L130 25V29H132L131 27H136V29H135V27H134V29L135 30H137V28H139L138 30H140L142 27H147V25H148V28L149 27H151L149 24H147L148 23V21H149V18L150 17H148L151 13H149L150 11L152 12V9L149 11V9L147 8V4L146 3H144L145 1H143V2H141V0H140V2L138 1V0H134V1H132V0H123V2L120 0V3L122 4H120L119 2H117L118 0H115ZM126 1V2H125ZM128 1H129V4H128ZM156 1V0H155ZM163 1H167V2H169L168 0H163ZM172 1V0H171ZM170 1V2H171ZM190 1V0H189ZM193 1V0H192ZM196 1H198V0H195V2L194 3H196ZM206 2H207V0H205ZM204 1V2H205ZM208 1H210V0H208ZM212 1V3H214L213 5H216V6H214V7H217V4H215V0H211ZM210 1V2H211ZM218 1V0H217ZM216 1V3H218ZM221 1H223V0H221ZM31 2L29 3L30 5H32L31 4ZM52 2V3H51ZM134 3V5H131V4H133ZM176 2H178V0L176 1ZM181 2V1H180ZM191 2V1H190ZM189 2V3H190ZM198 2H200V0L198 1ZM197 2V3H198ZM220 2V1H219ZM52 4L51 6H49V9H47L48 8V6H47V4ZM57 3H58V5H57ZM86 3H88V4H86ZM125 3H126V5H125ZM172 3V2H171ZM202 3H203V1H202ZM211 3V4H212ZM22 4V5H21ZM44 4H42L43 6H44ZM48 4V5H49ZM57 5V6H54V5ZM69 4V3H68ZM162 4H163V2H162ZM179 4H181V3H177V5H176V7L177 6H179ZM191 4L193 5V3L191 2ZM199 4V3H198ZM211 4H208V5H211ZM21 5V6H20ZM37 5V4H36ZM39 5V7H43V6H40ZM66 6V7H63V6ZM83 5V6H82ZM91 5H89V6H91ZM103 5V4H102ZM128 6V8L127 7H125V6ZM131 5V6H130ZM197 5V4H196ZM205 5H206V3H205ZM208 5H206V6H208ZM62 6V8H63V11L65 12V10L66 11H69V14H70V16L68 15V13L67 14H65L64 12H62V8L60 9V13H62V15L63 14H65L64 16H62L61 14H59V13H57L56 11H58V8H60V7ZM80 6H81V8H80ZM163 6H164V4H163ZM163 6H161L160 8H163L164 9V7ZM166 6H171V4L170 3H166ZM175 5H173L172 7H174ZM184 6V5H183ZM182 5H181V7H183ZM186 6H190V4H186ZM195 6V5H194ZM201 6V5H200ZM199 6V8H201L202 10H204L205 8H206V6H205V8H204V4H203V6H201L200 7ZM219 6V5H218ZM6 7V6H5ZM28 7V8H29ZM37 7H38V5H37ZM85 7V8H86ZM149 7V6H148ZM175 7V8H176ZM203 7V8H202ZM210 8H212V5L211 6H209ZM209 7H207V8H209ZM30 8H29V11H30ZM64 8H66V9H64ZM68 8V9H67ZM80 8V9H79ZM92 8H93V6H92ZM115 8L116 9H118V10H116L115 11ZM123 8H124V10H123ZM150 8V7H149ZM152 8V7H151ZM154 8V7H153ZM199 8L197 9V10H199ZM206 8V9H207ZM119 9H120V11H119ZM122 9V10H121ZM147 9H148V11H147ZM162 9V11H165V10H163ZM166 9V8H165ZM169 9V8H168ZM176 9H178V8H176ZM182 9H185V6H184V8H182ZM21 10V9H20ZM28 10V9H27ZM85 10V9H84ZM155 10V12L158 10V12H159V9H154ZM172 10L174 11L175 9H173L172 8ZM180 10V9H179ZM209 10V9H208ZM259 10V9H258ZM261 10V9H260ZM76 11V10H75ZM121 11H123V12H121ZM162 11H160L158 14L159 15H162V14H164V12H162ZM171 11V10H170ZM169 11V12H170ZM184 11V10H183ZM225 11V10H224ZM25 12L27 13V15H29V17L28 18H26V14H25ZM77 12V11H76ZM129 12V13H128ZM154 12V13H155ZM162 12V14H160ZM202 12H204V11H201V15H202ZM207 11H205V13H206ZM218 12H221V11H216V14H218ZM226 12H229V10L228 11H226ZM254 12H256V11H254ZM260 12V11H259ZM258 12V13H259ZM77 13H79V12H77ZM86 13V12H85ZM123 13V14H124ZM153 13V12H152ZM168 13V12H167ZM178 14V11L176 12V10H175V12H173V13H171V14H175V15H177ZM184 13V12H183ZM204 13V14H205ZM208 13V12H207ZM205 14V15H209V14H211L212 12L210 11V13H208V14ZM223 13H225V12H223ZM230 14H231V12H229ZM6 14H8V15H6ZM35 14V15H36ZM81 14H82V12H81ZM124 14V15H125ZM203 14V15H204ZM213 14H214V12H213ZM227 16H223V15H220V14H218V15H220V16H218L216 19L214 18L213 20H211V19H208V20H210L209 21V23H207V24H202V25H199L198 26V24L200 23H198L196 26H198V27H195L194 28V26H193V28L194 29H192V30H194L193 31V33L195 32V29H199L198 31L200 32V31H202L203 32V34L205 35V37L203 38L202 37V35H201V39H199L200 38V36L197 34V36H199V38L197 39V38H195L194 37V35H192V33H191V31H190V34H188L187 35V33H188V31H184L183 32V24H181V23H183V21H181L180 19H179V17L180 18H182L179 14V16L177 15V17H178V19L181 21L180 22V26L178 25L179 23V20H178V22L176 21V18L174 19L173 18V21H176V22H174L175 24H173L174 26L173 27H175V26H177L178 27V30H180L179 28H181V30H182V32H180V33H178L177 32V30H175V29H177V28H171V30L172 29H174V30H172V31H170L169 29H168V25H167V29L164 27L165 26V24L168 22L167 20H169V16H171V15H167V18L166 19H164V21L163 22H165L166 21V23L164 24V26H163V22L162 23H160V21H159V16H157L158 17V20H157V18H155V17H153V18H155L157 21H159V23L160 24H162V26L164 27H162L164 30L166 29V31H168L169 30V32H166L167 33V36H168V39H169V42L167 43L166 42V44L164 43L165 41V39L164 38H162V36L165 34V32L163 33V35L160 37V39L162 38V39H164L163 41L164 42H162V43H164L163 45L161 44L160 46H162V47H156V50H157V52H158V50H159V52L157 53L158 54V57L157 58H150V60H149V58H147L148 60H149V62H148V60H146V58H144V56H143V58L141 57V59L142 60H139V58L138 57H135V56H138V55H136L137 53H139L140 52V50H137L136 48H138V47H136V48H134V50H133V48H131V50H128L125 46H124V44L127 46L128 44H132V42H129V43H127L126 44V40H125V43L124 42H122L123 40H119V38L117 39L116 37H115V39H117V43H114V42H116V40L112 37H109L108 38V36H104V34H102V36H100V37H102V38H106L105 40L104 39H102V41H100L101 39H100V37L98 38V40L100 41H98L95 37H93L95 40H93V38L91 39L90 38V40H89V42H91L92 40H93V43L94 44H97V45H94L93 43V45H94V47H92V48H90L89 47V45H91V46H93L92 44H87V47H89V48H87V47H85L86 49H88V50H85V52L82 50V51H80V53L78 54L79 56H76L75 55V57H76V59L75 60H73V63H74V61H76V60H80V59H83L84 58V60L83 61H80L79 62V65H80V67L83 65H86V64H88L89 63V61H90V65L88 64L87 66H94V67H97V68H100V70L102 71V70H105L104 72H109L110 70H112V71H114L115 69L118 71L119 70V72L117 73V74H120L121 75V77H120V80L121 81H126V83H130V85L131 86H129V88L130 89H132L131 91H125V90H123L124 89V87L123 86H118L117 87V90H116V92H114V93H110V92H107V91H102L101 89H93V90H90V91H87V92H85V93H83L82 95L83 96H81V98H82V103L80 102V100L81 99H79L77 102V107H76V101H75V103H74V100H72V98L73 97H70V96H72V91H73V89L74 88H76L77 87V85H75V83L74 82H69V83H64V84H61V85H58V86H55V87H53L52 89H50V91H48L49 92V94H51V92H52V94L50 95V97L49 98H47V99H52V100H47L46 98V100H44V101H48L49 103H42L43 105H44V107H43V105L40 103V102H42V100L44 99V96L46 95V93H45V95L43 94V96H41L40 98H42L43 97V99H41V101L39 102L40 103V105L39 106H41V115L39 114L40 113V109H39V115L35 112L34 114H30V112H28L29 111V105L31 106V104H32V100L30 101L31 102V104H29V105H24V103L26 102V104L29 102V101H27L25 98L26 97H22L23 99H21V100H23V102H21V103H23V105H21V103H20V105H21V107H22V109H19V108H16V106H14V105H17V103L16 104H12V102L11 103H8V104H12L10 107H15L16 109H19V110H16V111H18L20 114L19 115H21L22 113H23V115L25 114V116H26V119H25V117L23 116V115H21V116H23V119L25 120V121H27V119H29V121H30V123H31V121H32V123L34 124V120L33 119H35V117H38V118H36V120H38V121H40L41 122V126L42 127H44V126H46L47 124L49 125V123H50V125L53 127V125L54 126H56L55 125V120L56 119H60L61 117H64L65 115H66V113H67V115H68V112L69 111H71L72 110V107L73 108H78V105H79V107H80V105L82 104L83 105V107H84V110H85V113L86 112H88L89 113V115H85V113H84V110L82 109V105H81V109L83 110L81 113L82 114H78V112H80V108H78V109H76V110H74L73 109V111H75V113L72 111V112H70L69 113V116H72L71 118H75L74 116H77V114H78V121L80 122V124L82 123V122H85L84 121V119L86 120V118L87 119H91L90 121L91 122H93L92 124L91 123H89V124H87V126L88 125H90L89 126V128H91L92 126L91 125H93V128L94 127H96V128H94L92 131V133L93 134H91V130H89V134H88V138H87V136H86V133H84V135L85 136H81L82 134H83V132H85V129H87V127L85 126L86 125V123H88L89 122V120H88V122H86V123H84L83 125L84 126H82V124L81 125H79V124H77L78 123V121H77V126L79 127V126H81L80 127V129H78V133H79V136L80 137H84V138H87L86 140H88V139H91L93 136V139H91L90 141H91V144H92V140H94V142L96 141V143L98 144V145H96L94 142H93V146H94V144L97 146V147H95V148H98V147H102V143H103V139L105 138V141H104V144L105 143H107V144H105V145H107V147L109 146V147H112V146H114L113 144H112V142H111V137H112V135H114L112 132L113 131H115L116 132V135H115V142H118L119 140L117 139V138H119L120 139V141H121V139H124V140H122V141H125V142H123V143H125L126 145L128 144V140L129 141H131V143L133 142V144L131 145L132 147H134V146H137V144L139 145V147L140 146H144V145H146V143L147 144H149V143H151V146H152V142H151V139H159V140H168V139H175V140H173V141H177V140H179V139H183V136H185V134H187L188 135V133L189 134H191V133H193V134H191V135H194V133L195 132H197V131H199L200 130V132H202L204 129H208V130H204V131H209V129L211 130L212 129V131H213V134H218V136H220L221 134H219L220 132H225L227 129H230L229 127L230 126H232L233 124H235L239 119H236V116H237V118L239 117L240 119H245V120H247V122H249L248 123V127H257V124L260 122V118L262 117V118H264V112H263V109H261V108H259V107H261L260 105H262V107H264L263 106V104H264V99H263V104L262 103H260L262 100H260V102H257V103H259L260 105H258L254 100L255 99H257V101H258V98L260 99V97H262L263 95H264V16H259V17H255L254 16V18H256L255 20H254V22L253 23H251L252 22V19H250L249 21L246 19H244V18H241V16H239V18L238 19H236V17L235 18H233L234 16H237V15H235L234 14V16H232L233 14H227V13H225ZM250 14V13H249ZM11 15H13V14H11ZM50 15V17L48 18V16ZM156 15V14H155ZM186 15V14H185ZM201 16L202 18L203 17H206L205 15L204 16ZM231 17H230V16ZM18 16V17H19ZM34 16V15H33ZM54 16V17H53ZM76 16H77V14H76ZM123 16V15H122ZM152 16H153V14H152ZM164 16V15H163ZM172 16H174V15H172ZM171 16V17H172ZM210 16H212V17H215V14H214V16L211 14ZM210 16H207V17H209L210 18ZM37 17V18H36ZM84 17H85V15H84ZM125 17H124V19H125ZM162 17V16H161ZM160 17V18H161ZM166 16H164V18H165ZM200 17V18H201ZM9 18H13V19H11V20H9ZM21 18H23V17H21ZM21 18H17V21L18 20H20ZM23 18V19H24ZM32 18V17H31ZM36 18V19H35ZM41 18V19H40ZM64 18H65V20H64ZM152 18V17H151ZM163 18V17H162ZM161 18V20H163ZM199 18V17H198ZM202 18H201V20H202ZM252 18V17H251ZM253 18V19H254ZM38 19V20H37ZM73 19V18H72ZM130 19V18H129ZM172 19V18H171ZM170 19V20H171ZM195 19V18H194ZM205 19V18H204ZM207 19V18H206ZM240 19V20H239ZM243 19V20H242ZM29 20V21H28ZM42 20V21H41ZM64 20V21H63ZM71 20V19H70ZM70 20H67L68 22H70ZM131 20V19H130ZM182 20H183V18H182ZM187 20V19H186ZM191 20V19H190ZM196 20V19H195ZM194 20V21H195ZM200 20V19H199ZM208 20H206L205 22H207ZM7 21V26H9V31L11 30L10 29V27L11 28H13V29H15L14 31H13V29L11 30L12 31V33L10 32V34H14V36L15 35H17V36H15L17 39H18V36L20 35L19 33H24L23 31H25V29L23 28V26L21 25V24H19V22H17L16 21V23H17V26H19V28L16 26V24H15V22H14V20L13 21H11V23L12 22H14V23H12V25H11V23H9ZM62 21V22H61ZM152 21V19L150 20V22ZM154 21V20H153ZM152 21V22H153ZM157 21H155L156 23V25H157ZM172 21V20H171ZM188 21V20H187ZM251 21V22H250ZM152 22H151V25H152ZM205 22H203V23H205ZM26 23V24H27ZM59 23H61V24H59ZM158 23V24H159ZM169 23V22H168ZM171 23V22H170ZM187 22H185V24H186ZM190 23V22H189ZM201 23H202V21H201ZM252 25H251V24ZM1 24V23H0ZM9 24V25H8ZM13 24H15V25H13ZM19 24V25H18ZM26 24L24 25V26H26ZM59 24V25H58ZM68 23H66V24H64V25H67ZM159 24V25H160ZM177 24V25H176ZM30 25V26H31ZM43 25V26H42ZM132 25H134V26H132ZM159 25H157V26H159ZM248 25H251V26H253L252 27V30L251 31H249L248 29H247V26ZM5 26V25H4ZM6 26V27H7ZM15 26H16V28H15ZM22 26V28L23 29H21L20 27ZM30 26H27V28L28 27H30ZM58 26V28H56ZM153 27H154V25H152ZM187 26H189V30H191L190 28H192V25H190V24H188ZM2 25H1V27H0V30L2 29ZM5 27V28H6ZM172 27V26H171ZM248 27H250V26H248ZM45 28V29H44ZM155 28H157L156 26H155ZM154 28V29H155ZM18 29H21V30H19V31H17ZM55 29H57V30H55ZM128 29L129 28H127V32H129V33H131V35L134 33H136V37H138L140 34H138V32L140 33V32H142L143 31V29H141L142 31H136V32H133L132 33V31H134V29L133 30H131V32H130V29H129V31H128ZM160 29V28H159ZM187 29H188V27H187ZM253 29H254V31H253ZM55 30V31H54ZM146 31H147V29H145ZM5 31H7L8 33H9V31H8V29L6 28L5 29ZM15 31H17V32H19V33H15ZM21 31V32H20ZM26 31H27V29H26ZM125 31H126V29H125ZM156 31H157V29H156ZM162 31V30H161ZM176 31V32H175ZM119 32V31H118ZM152 32V34H156V33H158V32H156V33H154L155 32V30L154 31H151ZM170 32H175L174 34L173 33H171L170 35L173 37V38H171L170 37V35H168V33H170ZM3 33H6V32H3ZM21 33V34H22ZM45 33V34H44ZM121 33V32H120ZM128 33V34H129ZM142 33H144V36H146L145 35V31L144 32H142ZM147 33V32H146ZM182 33H184V34H182ZM198 33V32H197ZM201 33V32H200ZM26 34H27V36L24 34V36H23V34H22V37L20 36V38H23V39H25V38H27L26 39V42L27 41H31V40H33V39H28V37H29V35H28V32H26ZM35 34V35H34ZM42 34H43V36H42ZM50 34V35H49ZM96 34H97V32H96ZM101 34H98V35H101ZM175 35V37H177V38H174V36L173 35ZM178 34V36L179 35H181V36H176ZM202 34V33H201ZM117 35H119V34H117ZM124 35V34H123ZM131 35L129 34V36H130V38H129V40L131 39ZM138 35V36H137ZM148 35V34H147ZM150 35H151V33H150ZM2 36V38L5 36L6 37V35H4L3 36V34L1 35ZM13 36V38H15ZM116 36V35H115ZM122 36V35H121ZM125 36V35H124ZM124 36H122V37H124ZM127 36V35H126ZM141 36H142V34H141ZM156 36V35H155ZM160 36V35H159ZM166 35H164L163 37H167ZM9 38H11L10 36H8ZM118 37H120V36H118ZM122 37H120V38H122ZM140 37V36H139ZM171 39H170V38ZM9 38H7V39H9ZM15 38V39H16ZM30 38V37H29ZM141 38V37H140ZM156 38V37H155ZM5 38H3L2 39V41L4 40ZM6 39V40H7ZM22 39V40H23ZM112 39V40H111ZM133 40H135V38H132ZM137 39V38H136ZM144 39V38H143ZM143 39H142V41H143ZM159 39V40H160ZM173 39V40H172ZM175 39V40H174ZM40 40V39H39ZM48 40V39H47ZM114 40V41H113ZM138 40V39H137ZM171 40V41H170ZM1 41V42H2ZM5 41V40H4ZM3 41V43L6 45L7 43H6V41L4 42ZM9 41V40H8ZM7 41V42H8ZM19 41H21V39L19 40ZM18 41V42H19ZM34 41V40H33ZM74 41H78V38L76 39V40H74ZM96 43H95V42ZM131 41V40H130ZM139 41V40H138ZM166 41H168V40H166ZM1 42H0V47H2L1 45H3V43L1 44ZM13 42V41H12ZM32 42V41H31ZM98 42V43H97ZM119 42V43H118ZM121 42L122 43H124V44H121ZM10 43V42H9ZM20 43V42H19ZM24 43H25V40H24ZM38 43H40V42H38ZM37 43V44H38ZM21 44V43H20ZM29 44H31V43H29ZM42 44V43H41ZM128 45L127 47L130 49V46L131 47H133V45ZM138 44V43H137ZM141 44V43H140ZM9 45V44H8ZM11 45V44H10ZM26 44H24V46H25ZM40 44H38V46H39ZM42 45H44V43L42 44ZM41 45V46H42ZM135 46H137L136 44H134ZM157 45V44H156ZM7 46V45H6ZM5 46V47H6ZM13 46V45H12ZM33 46H35V44L33 45ZM38 46H36V50H37V47ZM42 47H44V46H42ZM10 48V47H9ZM9 48L7 49V47H6V50L7 51H9ZM40 48V47H39ZM158 48V49H157ZM161 50H160V49ZM1 49V48H0ZM5 49V48H4ZM3 49V47H2V51L4 50ZM51 49V48H50ZM90 49V50H89ZM135 49H136V52L137 53H135V52H133V53H135V54H131L130 53V51H135ZM138 49H140V47L138 48ZM13 50V49H12ZM12 50H10V52H12ZM58 50L59 51H57V53L58 52H60V47L58 48ZM62 50V49H61ZM38 51H39V49H38ZM98 51H100V54L98 53ZM161 51V52H160ZM56 52V51H55ZM83 52V53H82ZM9 53V52H8ZM6 51H5V54H8ZM162 53V55H160V54ZM39 54H40V51H39ZM99 54V55H98ZM141 54V53H140ZM25 55V54H24ZM24 55L23 54H19L18 56H19V58L22 56V58H24ZM42 55H44L43 53L41 54V55H39L40 56V58H42L43 56ZM101 55V56H100ZM142 55V54H141ZM49 56V55H48ZM98 57V58H95V57ZM157 56V55H156ZM155 56V57H156ZM161 56H162V58H161ZM26 57H28V56H26L25 55V59H26ZM74 57V58H75ZM78 57H81V58H78ZM18 57H17V60L19 59ZM22 58H20V59H22ZM78 58V59H77ZM89 58V59H88ZM95 58V59H94ZM155 60V61H152V60ZM157 59V60H156ZM78 60V61H79ZM87 60V61H86ZM89 60V61H88ZM93 60V61H92ZM143 60H146V61H143ZM23 61H25V60H23ZM77 61V62H78ZM85 61H86V63H85ZM92 61V62H91ZM152 61V62H151ZM19 62H20V60H19ZM22 62V61H21ZM60 62H62V61H60ZM82 62H83V64H82ZM88 62V63H87ZM76 63V62H75ZM75 63L73 64L74 66H75ZM85 63V64H84ZM22 65H24V64H22ZM21 65V66H22ZM61 65H62V63H61ZM78 64H76V67L78 68V70H80L81 71V69L79 68V66H77ZM87 66H85V67H83V71H85L84 69L86 68L87 70H88V68H89V71L90 70H92L91 68H94V67H88L87 68ZM82 68V67H81ZM75 70V69H74ZM106 70H108V71H106ZM4 71V70H3ZM72 71V70H71ZM95 71V70H94ZM86 72H88V71H86ZM1 74V73H0ZM6 74V73H5ZM7 75V74H6ZM108 76H111L110 74H108ZM156 76L158 77L157 79H156ZM51 77H52V75H51ZM3 78V77H2ZM160 78V79H159ZM13 79V78H12ZM5 80V79H4ZM3 80V81H4ZM41 81V80H40ZM6 82V81H5ZM3 90H5L4 88H3ZM6 91V90H5ZM67 92H70L71 94H70V96L68 95V93ZM261 93H263L262 94V96L261 95H259V94H261ZM6 94V93H5ZM4 94L2 93V95H0L1 96V104H0V108L1 109H3L2 108V104H3V106H4V104H7V102L6 103H3L2 101H4V100H2V96H3ZM55 95H57L58 96V98H57V96H54ZM61 95V96H60ZM8 96L10 97V95H9V93H8ZM49 95H47L46 97H48ZM53 96V97H52ZM73 96L74 97H76L74 94H73ZM80 96H79V98H80ZM59 97H60V99H59ZM68 97H70L71 98V100L72 101H70L69 100V98ZM264 97V96H263ZM4 98H6V97H4ZM21 98V97H20ZM20 98H19V102H20ZM39 98V99H40ZM56 99V101L55 102H53L55 99ZM8 99V98H7ZM27 99H28V97H27ZM35 99H37V101H39V99L38 98H35ZM34 99V100H35ZM76 99H77V97H76ZM75 99V100H76ZM252 99H253V101H252ZM57 100H58V102H57ZM5 101H7V100H5ZM9 101V100H8ZM25 101V102H24ZM43 101V102H44ZM51 101H52V103H54V105H56L57 107L58 106H60V107H56V106H53L54 108H52L50 105L52 104L51 103ZM61 101V102H60ZM241 101H243V105H244V103L247 101L248 103H251L252 104V106H254V105H258L259 107L257 108V109H254V108H256L257 107V105H256V107H252L251 106V104H249L248 105V103L246 102L245 104L246 105H248V106H243L242 105V102ZM29 102V103H30ZM62 103V104H65V107H64V105H60V103ZM69 102H72L73 104H71V103H69ZM253 102L255 103V104H253ZM39 103H37V104H39ZM51 103V104H50ZM59 105H58V104ZM69 105H68V104ZM18 105H19V103H18ZM66 105H68L70 108H71V110L69 109H67V107H66ZM75 107H74V106ZM241 105V106H240ZM25 106H27L26 107V112H25V109H24V111L21 113V111L20 110H23V107H25ZM38 106V108H40ZM63 106V107H62ZM242 107V109L239 111L238 110V108L237 107ZM6 107V106H5ZM20 107V108H21ZM51 107V108H50ZM55 107L57 108V109H55ZM62 107V108H61ZM239 107V108H240ZM9 108V106L6 108V111L7 110H9L8 109ZM13 108H11V111L13 110ZM67 109L68 110V112H67V110H65L66 112H65V115L63 116V111H62V113L59 111V114H58V112L56 111V110H58V109ZM86 108V109H85ZM253 108V109H252ZM50 109H54V111H55V114H57V115H59L58 116V118H53L54 116H56V115H54V111L52 110V113L50 112L51 110ZM252 109V110H251ZM28 110V111H27ZM43 110V111H42ZM78 110V111H77ZM86 110H88V111H86ZM257 110H258V113H257ZM3 111H4V109L1 111L0 110V112L1 113H3ZM10 111V110H9ZM10 111V112H11ZM31 111V110H30ZM34 111V110H33ZM259 111H260V113H259ZM10 112H4V113H7L8 115H9V113ZM13 112V111H12ZM14 112H15V110H14ZM18 112H15V113H17L18 114ZM28 112V113H27ZM42 112H45L46 114H45V117L47 116V117H49V114H50V116H52L51 117V119H53V121L50 119V121L52 122H49L48 121V119H47V117H46V122H47V124L45 125L44 123H45V120H44V118L42 117V116H44V113L42 114ZM50 112V113H49ZM14 113V114H15ZM26 113L27 114H30L28 117H32V115L34 116L35 115V117H33V119L32 118H27V115H26ZM49 113V114H48ZM72 113H74V114H72ZM87 113V114H88ZM104 113V115H102V114ZM17 114H15V116L14 117H12V114H10L11 115V117H12V119L13 118H15L16 116H17ZM52 114V115H51ZM71 114V115H70ZM3 115V114H2ZM8 115H6L7 117H8ZM38 115V116H37ZM54 115V116H53ZM62 115V116H61ZM82 117H81V116ZM85 115V116H84ZM5 116V114H4V117H6ZM39 116H41V118L43 119V121H42V119L41 118H39ZM89 116V117H88ZM255 116V117H254ZM3 117V118H4ZM6 117V118H7ZM11 117H10V119H11ZM57 117V116H56ZM60 117V118H59ZM67 116H65V118H66ZM76 117V118H77ZM81 117V118H80ZM84 117V118H83ZM98 117V118H97ZM1 118H2V116H1ZM17 119H15V120H19V116H17L16 117ZM69 118V117H68ZM94 118V119H93ZM230 118H232V119H236L237 121L235 122V120H231L230 122L228 121ZM9 119V118H8ZM7 119V120H8ZM22 119V117H21V120H23ZM30 119H32V120H30ZM81 119V120H80ZM1 120L2 119H0V122H1ZM21 120H19V121H21ZM35 120V122H36V126H37V129H38V127H40V128H42L40 125H39V123L40 122H38L37 123V121ZM69 120V119H68ZM75 120H77V119H75ZM11 121V120H10ZM10 121H6V123H1L0 125H3L4 127H6V125H4V124H7L8 125V123L10 122ZM12 121H14V120H12ZM57 121V120H56ZM59 121V120H58ZM82 121V122H81ZM87 121V120H86ZM96 121H97V124H96ZM227 121L229 122V124L227 123ZM8 122V123H7ZM42 122H43V124L44 125H42ZM95 122V123H94ZM99 122V123H98ZM231 122H233V123H231ZM13 124L15 123V122H12ZM19 123L20 122H17V123H15L14 125H16V126H14L13 125V128L15 129V127L16 128H18V129H15V131L13 132V135H15L16 136V134H17V136L16 137H21V139L19 138H16V139H18L19 140V142L21 143L22 142V132L21 131H24L23 129H24V126L23 125H21V123H20V125H19ZM225 123H227V124H225ZM9 124H11V122L9 123ZM56 124H58V123H56ZM95 124V125H94ZM99 124L101 125L100 127L102 128H100V127H97V125L99 126ZM224 124L225 125H229V126H226V130L225 129H223V126H224ZM12 125V124H11ZM34 125V126H35ZM47 125V126H48ZM48 126L47 127V130L45 129V131H48V129H50V128H52L51 126ZM255 125V126H254ZM2 126V127H3ZM19 126H22V127H20L19 128ZM27 126H29V125H27L26 124V127ZM35 126V127H36ZM2 127H0V131H6V130H4V127L2 128ZM31 127H33V125H31ZM86 127V128H85ZM255 127V128H256ZM6 128H8V126L6 127ZM5 128V129H6ZM39 128V130H41ZM44 128H46V127H44ZM44 128H42V130L40 131L41 133H45V131H43L44 130ZM54 128V127H53ZM52 128V129H53ZM85 128V129H84ZM99 128V129H98ZM222 128V129H221ZM255 128H251V129H255ZM33 129H35V128H33ZM96 129V130H95ZM97 129H98V131H97ZM213 129H215V130H217V131H214ZM8 130V132L10 131V132H12V129L10 128V130H9V128L7 129ZM17 130H19V132L18 133H16L17 132ZM21 130V131H20ZM79 130L82 132L81 134H80V132H79ZM83 130V131H82ZM95 130V131H94ZM99 130H101L100 132H99ZM202 130V131H201ZM247 129H245V130H243V132L244 131H246ZM249 130V129H248ZM28 131V130H27ZM98 132V134H97V132ZM184 131H188V132H184ZM203 131V132H204ZM211 131V132H212ZM219 131V132H218ZM4 132H1L0 133V137H2L4 134ZM7 132V134L8 135H10V134H12V133H8ZM21 132V133H20ZM96 132V134H94ZM203 132H202V134H203ZM207 132H205V133H207ZM15 133V134H14ZM20 133V134H19ZM25 133V132H24ZM29 133V132H28ZM184 133V134H183ZM3 134V135H2ZM6 133H5V135H6V138H5V135H4V140H3V137L2 138H0V140L1 141H3V143L2 142H0V145H1V143H2V147L0 148L1 149V151L0 152H2V153H0V155L5 159V158H8V159H6L7 160V162H5V163H3L4 161H3V159L0 157V159H2L1 161H0V168L1 169H9V167L10 166H12V164H14V162L16 163V165H17V163H19V162H22V161H20L21 159H19V158H21L22 157V159H25V157H23V156H25V153H24V151L22 152L21 150H19V149H22L23 150V148H22V145L23 146H26V142L24 143V141L21 143V144H19L18 142V144L16 143V141H18V140H16L15 141V139H13V138H11V137H13V136H8ZM63 134H66V132H64ZM101 134V135H100ZM197 134V133H196ZM201 134V133H200ZM26 135V134H25ZM89 135H91V136H89ZM95 135L97 136V138H99V141L98 142H100V143H98L97 142V138L95 137ZM99 136V137H98ZM103 136V137H102ZM111 136V137H110ZM117 136H119V137H117ZM157 136V137H156ZM159 136V137H158ZM11 139V140H14V142H12L11 143V140H8V141H6L7 139H9V138ZM78 137V136H77ZM90 137V138H89ZM100 137H101V139H100ZM153 137V138H152ZM161 137H163L162 139H160ZM15 138V137H14ZM109 139L108 141H107V139ZM149 138H151L150 139V142L149 141H147V139L149 140ZM166 138V139H165ZM126 139V140H125ZM218 139V138H217ZM39 139H37V141H38ZM82 140V139H81ZM147 142H146V141ZM171 140V141H172ZM4 141H5V145H4ZM40 141V140H39ZM90 141L88 140L87 142L85 141V143L84 144H90ZM122 141H121V145L123 144L122 143ZM6 142H8V143H10V145H13V148H14V145L16 144L18 147H21V148H19L18 149V147H15L14 149L12 148V146H11V149H10V147H8V144L6 143ZM139 142H141L142 144H144V145H140L139 144ZM149 142V143H148ZM15 143V144H14ZM110 143H111V145H110ZM119 143V142H118ZM130 142H129V144H131ZM136 143V144H135ZM102 144V145H101ZM109 144V145H108ZM124 144V145H125ZM135 144V145H134ZM7 145V147L5 148V149H7V148H9V149H7V151L5 150V149H3L5 146ZM91 145V146H92ZM100 145V146H99ZM105 145H103L104 147H106ZM90 146V147H91ZM116 146V145H115ZM129 146V145H128ZM131 146H129V147H131ZM147 147H146V149L147 148H150L149 147V145H146ZM153 146H155V144H153ZM80 147V148H79ZM88 147H89V145H88ZM89 147V148H90ZM122 147H123V145H122ZM125 147V146H124ZM17 148V149H16ZM79 148V150L81 149V146H78V147H75V151L77 150V149ZM85 149V150H82L81 149V152L82 151H84V152H80L79 151V155H81V156H79V157H82L83 155H84V153L86 152L87 153V151L88 150H91V149ZM93 148V147H92ZM95 148H93V151L92 152H94V149ZM140 148H142V147H140ZM153 148V147H152ZM84 149V148H83ZM5 151V153L6 152H8V150H9V153H6V154H4V151ZM11 150H13V152L11 151ZM14 150L16 151V150H19V151H21L22 152V154L18 151V153L19 154H21L20 155V157H19V155H18V153H17V156L19 157V158H17V156H15L16 155V152L14 153ZM87 150V151H86ZM11 151V152H10ZM74 151V150H73ZM96 149H95V153H96ZM76 152H78V151H76ZM12 153H14L15 155H14V158H16V159H14V160H12L13 158H11V155L10 154H12ZM73 153V152H72ZM81 153V154H80ZM89 153V152H88ZM7 154H8V156H7ZM24 154V155H23ZM75 154V153H74ZM91 154H93V153H91ZM86 155V154H85ZM83 156V157H86V159H88V157H89V159L92 157V155H90V153H89V155H86V156ZM74 156V155H73ZM88 156V157H87ZM83 157H82V159H83ZM99 157V156H98ZM13 161V162H11V160ZM81 159V158H80ZM9 160H10V164L8 163L9 162ZM16 160V161H15ZM19 160V161H18ZM90 160H92V159H90ZM2 163L3 164H5L8 168H6V166H4V165H2ZM12 163V164H11ZM1 165H2V167H1ZM9 165V166H8ZM150 206V205H149ZM145 207V206H144ZM148 207H146V209H147ZM158 208V207H157ZM171 208V207H170ZM174 208H176V207H174ZM173 208V209H174ZM188 208V207H187ZM145 209V210H146ZM159 209V208H158ZM176 209H178V208H176ZM181 209V210H180ZM184 209H186V207L184 208ZM183 208H181V206L179 207V212L181 211H183L184 210ZM148 210H149V208H148ZM156 210V209H155ZM159 210H161L159 213L163 216V217H165V214H166V217H165V219L167 218L168 220H170L171 219V217L170 216H172V214L175 216V218H174V216H173V218H172V220H171V222L172 223H168V224H172V226L170 225V228H166V226L167 227H169V225L167 224L166 226H164L165 225V221H163V220H161V217H159V215H155L156 214V212L154 211V209H153V211L155 212V214H153V215H155V216H158L157 217V219H156V217L154 218V221H155V219L157 220V221H155V223L154 224H156L157 225V223H159L156 227H157V230L159 229L160 230V228H162L163 229V231H162V234H165L166 232V229H167V235L169 234V237L172 239H170V241H172L170 244L167 242V238L166 239H164V240H166V243L167 244H169L168 246H169V248H171L170 247V245H172V249L168 252V253H165V251H164V249H166V248H163V246L161 245V247H162V250H160V247L158 246L159 244H158V240H156V239H158V237H156V239H154V241H151L150 239H151V236H148V234H147V231H151V230H148V229H144V231L146 232V234H147V236L146 237H148V239L146 238V237H143V236H138V235H136V233H135V230L136 229H138V228H136V225H137V227H138V223L136 224V225H132V230L133 231H131V229H130V231H131V233H134V235L137 237L136 238V240L138 239V240H140L141 242H139L138 240H137V242L140 244V248H139V244H137V243H133V245H132V242H133V239H132V237L130 236V234L128 233V231H127V229L128 228H126V229H124V230H126V231H120V233H118V231H117V234H112V236H110L109 238L112 240V244H113V246L115 245V244H117V246L119 247V249H117L115 246V248H116V254L118 253L120 256H117L116 254V258H117V260H113V259H115L114 257H113V250H110L111 252L110 253H112V257H111V259H110V257H108L107 255H109V254H107L108 253V248L107 249H103L106 245H103V244H109L110 243V239L109 238H107V241H105L106 239H104L103 241H105V242H103V241H101V243L99 242H97V245L99 244V246L96 248L97 250L95 251V247H93L92 249L90 248V250L93 252H90V253H88L90 250H87L86 251V253H87V255H86V257L88 256H90L89 258H86V257H84L83 256V259H84V261H83V259L80 261V263L82 264V262H83V264H99L98 263V260L100 261V264L102 263H105L106 261L108 262V263H110V264H121V263H118L117 261H119L118 260V258H120V259H123V258H125V259H127L126 257H125V255L127 254V257H128V261L126 262L125 261V259L123 260V264H133V262H136L135 264H137L138 262H139V264H144L145 262H147L146 264H148L149 262L148 261H146V260H149V258H147L146 260L145 259H143L142 257L140 258V256H141V254H140V256H139V254L138 253H142V255H143V253L144 254H146V253H150L151 254V252H153V249L152 250H150L151 248H154V246H152V244L154 245V243H155V245L156 246H158V250L157 249H155L154 248V254H155V252L158 254V252H160V254H159V256L161 257L162 255H164V254H162V253H165V256H163V259L160 261V257L158 258L157 257V255H154L153 253V257L154 258H158L159 259V261H157L158 259H154V260H152L151 258V263H153L155 260L157 261V264H159L158 262H161V264H162V262H163V264H167V263H169L170 264V262H174V261H176V263L177 264H179V262H180V264L183 262V264L186 262V263H188V261L189 260H191L189 263H191V264H194V263H198V264H204L205 262L206 263H209V264H255V259L258 257L257 255H259V253L260 252H258L257 254H253V252L255 251L256 252V248L255 247H257L258 249H260V251H261V248L260 247H262L263 246V243H259V245L261 244L262 246H259L258 244H257V246H256V243L258 242V241H253V238L252 239H250L251 238V236H249L250 238L249 239H247V241H249V240H251V241H253V245H254V243H255V246H251L252 245V243L250 244V243H248V246H249V250L251 251V250H253L254 249V251H252V252H250L249 253V251L247 252V251H245L244 249V247L246 246H244L243 244H241V243H243V242H241L240 241V239H237V237L239 236H237L236 234L237 233H235V231L234 230H232L233 232H230V233H228L229 235V237H227V236H225V237H227L228 239H230V238H233L232 236H237L236 237V241H234V239H233V242L234 243H231V245L233 246V245H235L236 244V246H233V247H231V245H230V242H232V239L231 240H227L228 242H225V244H223V245H225V247H227L226 249L227 250H231V251H228L229 253L230 252H236V251H238V252H240V251H242L243 250V252H241V253H237L238 254V257L236 258L235 256V260H233V262H232V260L231 259H229V257L227 258V259H225V258H223V256H227L226 254H224V255H220V254H222V253H218V254H216V252H215V254L214 255H212L211 256V253H210V251H208V250H210L211 248H212V246H211V244L213 245V243L215 242L216 243V240H217V237L219 238L220 236H219V234H220V229H218V228H215L214 226H215V224H213V223H211L210 221L211 220H208L210 217L209 216H207V217H209L207 220H208V224L205 226V229H202L203 227L201 226H197V225H195V226H197L196 227V229L198 230V229H202V230H200V231H197V230H195V231H193L194 230V227H193V223L194 222H196V221H198L199 220V218L200 217H198L199 215H197V214H201V211H200V213H196V215L195 214H192V211H193V207H192V209L191 208H189V209H186V211H187V213L189 214V212H191L190 213V215L189 216H191V217H187V213L185 212V210H184V212H182L183 214H181V212H180V214L178 215V216H180L181 218H182V216H183V218L185 219V220H190V221H192V215L193 216H196V217H193V222L191 223V225H192V227L190 228V226L188 225V224H186L187 223V221H185L183 218L181 219L180 217H178V216H176L175 215V213H174V211L172 210V208H171V210L170 211H173V212H170V211H167V213H164V212H162V209H159ZM189 210H192V211H189ZM196 210V209H195ZM151 211V210H150ZM168 212H170V213H168ZM178 212V213H179ZM196 212H198V211H196ZM151 213H152V211H151ZM158 213V214H159ZM177 213V212H176ZM193 213H194V211H193ZM146 214H147V212H146ZM149 214V213H148ZM147 214V215H148ZM167 214H168V216H167ZM203 214V213H202ZM206 215H207V213H205ZM146 215V216H147ZM152 215V214H151ZM160 215V216H161ZM186 215V216H185ZM169 217V218H168ZM187 217V218H186ZM206 216H205V219L207 218ZM189 218V219H188ZM191 218V219H190ZM204 215H202V219L199 221V222H197V224L198 223H202L203 221H204ZM145 220L147 219V218H144ZM149 219H151L150 217L148 218V220H144L145 222H147L148 224H151V226L150 227H148L149 229H152V231H155V229H156V227L154 226V224H153V218H152V220H150L149 221ZM176 219H178V220H180L179 222H177L176 223ZM196 219V220H195ZM159 220V221H158ZM176 220V221H175ZM184 220V221H183ZM203 220V221H202ZM206 220V221H207ZM160 221H161V223H160ZM175 221V222H174ZM189 221V222H190ZM169 222V221H168ZM188 222V223H189ZM143 223V222H142ZM146 223V224H147ZM164 223V225H162ZM212 225H211V224ZM122 224H123V222H122ZM132 224V223H131ZM135 224V223H134ZM140 224V223H139ZM143 224H145V223H143ZM174 224V225H173ZM180 224V225H179ZM196 224V223H195ZM141 225V224H140ZM160 225V226H159ZM176 225V227H178V228H181V230L179 229H177V230H175V228L176 227H174ZM178 225V226H177ZM119 226H121V225H119ZM141 226H143V225H141ZM179 226H181V227H179ZM210 226H212V232L209 230L211 227ZM221 226H222V224H221ZM225 226V225H224ZM131 227V226H130ZM129 227V228H130ZM135 227V228H134ZM144 227V226H143ZM163 227H165V229L163 228ZM171 227H172V229H171ZM174 227V228H173ZM183 227H185L184 229H186V228H190V230H192L194 233L192 234V232L190 231V230H188V229H186L185 231H187V232H185L184 231V229H183ZM207 227H209V229H206ZM217 227V226H216ZM219 227V226H218ZM135 229V230H134ZM140 229H142V228H140ZM140 229H138V230H136L138 233H140L141 232V230ZM161 229V230H162ZM168 229H171L172 230V232L173 231H175L176 232V234H174V232L173 233H170L171 231H169ZM174 229V230H173ZM217 229V230H216ZM228 229V228H227ZM226 229V230H227ZM122 230V229H121ZM129 230V229H128ZM159 230L158 231H155V233H158V235L161 233V230H160V233H159ZM165 230V231H164ZM203 230H205V231H203ZM206 230H208V232L210 233L208 236L205 234V233H207V231ZM237 230V229H236ZM112 231V230H111ZM181 231H182V233H181ZM188 231H190V232H188ZM215 231V232H214ZM216 231H219V233H217ZM228 231H231L230 230V228H229V230ZM238 231V230H237ZM144 232V233H145ZM165 232V233H164ZM198 232H201V233H204L203 235H205V236H203V237H205L204 239H206V237H211L210 239H211V241H213V243L209 240H207V242H211V244H210V246H211V248L209 249V243L207 244V242L206 241H204V239L203 240H200L201 239V233H198ZM223 232H224V230H223ZM222 232V233H223ZM122 233H124V234H126L125 236H126V239H124L125 238V236H124V234H122ZM127 233H128V235H127ZM154 233V234H155ZM179 233V234H178ZM188 233H189V235H194V236H196V234L195 233H198V236L200 235V237H198L199 238V241H195V242H193L192 240L194 239V240H196V238L194 237V236H192V237H190V236H188ZM214 233V234H213ZM217 233V234H216ZM221 233V234H222ZM122 234V235H121ZM141 234V233H140ZM171 234V235H170ZM174 236H173V235ZM213 234V235H212ZM234 234V235H233ZM116 237H114V236ZM120 235V236H119ZM141 235H144L143 234V232H142V234ZM149 235H151V234H149ZM215 235H217L216 236V238H215ZM232 235V236H231ZM243 235V234H242ZM124 238H123V237ZM173 236V237H172ZM213 236V237H212ZM222 236V235H221ZM113 239H112V238ZM120 237V238H119ZM140 237V238H139ZM155 237V236H154ZM244 237H246V236H244ZM118 238H119V240L121 241L122 240V244H124L126 247L127 246H129L130 244L132 245V248H131V246H129V247H127V248H130V249H132V250H128L127 251V249L126 248H122L123 250H124V252H123V250L122 249H120V247L121 246H124V245H121V246H119L120 244L119 243H113L114 241L116 242V241H118ZM128 238H130V239H128ZM145 238V239H144ZM150 238V239H149ZM164 238V237H163ZM190 238L192 239V240H190ZM248 238V237H247ZM95 239V238H94ZM93 239V241H95ZM109 239V240H108ZM117 239V240H116ZM169 239H168V241H169ZM213 239V240H212ZM221 240H222V238H220ZM246 239V238H245ZM144 240H148V241H145V242H147V244H145L144 243ZM152 240H153V237H152ZM157 242H156V241ZM161 240H162V238H161ZM237 240H239L240 241V244L237 242ZM255 240V239H254ZM124 241H125V243H124ZM127 241V242H126ZM131 241V242H130ZM246 241V240H245ZM96 242V241H95ZM188 242H191L190 244L188 243ZM192 242H193V244H192ZM250 242V241H249ZM126 243H128V244H126ZM141 243H143V244H141ZM157 243V244H156ZM199 243V244H198ZM226 243H229V246H226L227 244ZM100 244H101V247H100ZM111 244V243H110ZM119 244V245H118ZM88 245H90V243L89 244H87V246ZM103 245V246H102ZM135 245L136 246H138V248H139V250L137 251L136 249H135ZM142 245H147V246H144L145 247V249L146 250H144V249H142L141 250V252H140V249L141 248H144ZM151 245V246H150ZM220 245H222L221 244V241H220ZM238 245H240V246H238ZM243 245V246H242ZM107 246H109L110 247V245H107ZM106 246V247H107ZM124 246V247H125ZM142 246V247H141ZM150 246V247H149ZM155 246V247H156ZM207 246H209L208 247V249H207V251H206V248H207ZM241 246H242V248H241ZM259 246V247H258ZM86 247V246H85ZM100 247V248H99ZM103 247V248H102ZM105 247V248H106ZM147 247V248H146ZM218 247V246H217ZM238 247H240L239 249H238ZM83 249H81L82 251L83 250H85V248L84 247H82ZM148 248H149V250H148ZM216 248V247H215ZM252 248V249H251ZM263 248V247H262ZM94 249V250H93ZM100 249H102L101 251H100ZM225 249V248H224ZM223 249V250H224ZM242 249V250H241ZM103 250H106L105 252L103 251ZM119 252H118V251ZM126 250V251H125ZM134 250V251H133ZM149 251V252H146L145 253V251ZM212 250V249H211ZM240 250V251H239ZM246 250H247V248H246ZM122 251V252H121ZM132 251H133V253H136V255H137V257L139 256V258H138V260H137V257H135V259L137 260H134V254H132ZM151 251V252H150ZM161 251H163L162 253H161ZM215 251H218L217 249L215 250ZM220 251V250H219ZM244 251L246 252V254L247 253H249L250 255H241L242 253H244ZM263 251V250H262ZM261 251V252H262ZM127 252H129V253H127ZM212 252V251H211ZM226 252V251H225ZM83 253V252H82ZM85 253V254H86ZM210 253V254H209ZM235 253V255H237ZM252 253V254H251ZM107 254V255H106ZM132 255L131 257H129V255ZM149 254V255H150ZM230 254H232V253H230ZM104 255H105V257L106 258H104ZM148 255V257H150ZM216 255V256H215ZM217 255H220L221 256V258H220V256H217ZM233 255V254H232ZM256 255V257H254V256ZM263 255H264V252H263ZM10 256V255H9ZM103 256V257H102ZM121 256H122V258H121ZM124 256V257H123ZM151 256V257H152ZM29 257H32V256H29ZM147 257V254L146 255H144V258H146ZM210 257H212L211 258V260H210ZM214 257H216V259L214 258ZM6 258V257H5ZM7 258H8V256H7ZM25 258H27V257H25ZM34 260H35V258L34 257H32ZM102 258L104 259V260H106V261H102ZM107 258H109L110 260H108ZM129 258H132L133 260H131V261H129L130 259ZM162 258V257H161ZM164 258H166L167 259V261L164 259ZM263 258V260H264V257H261L260 258V260ZM28 259V261L29 262H31V264H33L34 262H35V264H36V260L34 261V262H32L33 261V259H32V261H31V259L29 260V258H27ZM101 259V260H100ZM141 259H143V260H141ZM188 259V260H187ZM213 259H215V260H217L216 262H214L215 260H213ZM223 259H225V261L226 262H224V260ZM257 259H259V258H257ZM88 262H87V261ZM165 260V261H164ZM259 260V261H260ZM102 261V262H101ZM133 261V262H132ZM141 261H143L144 263H141ZM156 261L154 262L155 264H156ZM169 261V262H168ZM205 261V262H204ZM220 261V262H219ZM10 263H8V264H11V260L9 261ZM24 262V261H23ZM23 262H21V264H25V263H23ZM25 262H27V260L25 259ZM29 262H27L26 264H28ZM106 262V263H107ZM124 262H126V263H124ZM201 262V263H200ZM203 262V263H202ZM2 262H0V264H1ZM79 263V264H80ZM105 263V264H106ZM151 263H149V264H151ZM188 263V264H189ZM205 263V264H206ZM257 263V262H256ZM262 263L264 264V261H262ZM2 264H4V263H2ZM7 264V263H6ZM78 264V263H77Z\"/></svg>",
	"mask_w": 264,
	"mask_h": 264
}]
</instances>
